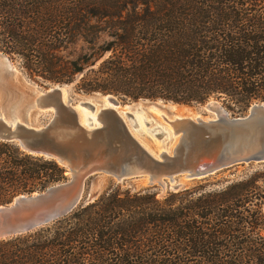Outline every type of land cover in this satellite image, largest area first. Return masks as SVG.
Returning a JSON list of instances; mask_svg holds the SVG:
<instances>
[{
  "label": "trees",
  "instance_id": "trees-1",
  "mask_svg": "<svg viewBox=\"0 0 264 264\" xmlns=\"http://www.w3.org/2000/svg\"><path fill=\"white\" fill-rule=\"evenodd\" d=\"M0 52L43 88L213 98L231 115L264 104V0H0ZM237 168L161 197L111 184L0 239V264H264V170L209 182ZM66 180L56 161L0 141V206Z\"/></svg>",
  "mask_w": 264,
  "mask_h": 264
},
{
  "label": "water",
  "instance_id": "water-1",
  "mask_svg": "<svg viewBox=\"0 0 264 264\" xmlns=\"http://www.w3.org/2000/svg\"><path fill=\"white\" fill-rule=\"evenodd\" d=\"M9 57L0 52V141L16 145L23 153L56 161L70 179L40 193L19 195L0 206V239L25 234L72 211L86 196L93 178L106 176L116 184L140 181L158 196L177 192L178 179L194 181L222 171L255 164L264 168V104H253L246 116L232 117L217 99L200 111L176 117L172 133H154L142 142L120 113L117 97H104L111 107L97 114V124H83L69 102L68 86L45 90L30 87L18 77ZM130 100V99H129ZM141 101H149L141 98ZM172 105L173 102L156 100ZM83 107L94 110L85 103ZM50 115L44 124L40 116ZM91 121V119H88Z\"/></svg>",
  "mask_w": 264,
  "mask_h": 264
},
{
  "label": "rangeland",
  "instance_id": "rangeland-1",
  "mask_svg": "<svg viewBox=\"0 0 264 264\" xmlns=\"http://www.w3.org/2000/svg\"><path fill=\"white\" fill-rule=\"evenodd\" d=\"M9 60H10V63L14 66V68L17 69L18 77L23 82H26V84L28 86L34 87V88H37L40 90L48 89V88L39 87L38 85L30 82V80L28 78H26V76L23 74L21 68L19 67V63L16 61L15 62L12 61L10 59V57H9ZM61 85H67L68 86L67 87L68 91H69L68 97H69V102L72 106L76 107L82 103H84V104L89 103V104L94 106L93 111H91L87 107L84 108L83 107L84 104H82V107L84 109H87L91 115L94 114L93 112L100 110L101 97L96 96L95 93L86 94L83 92H77L74 89V84H61ZM117 100L119 102V106H118L117 110L123 111V113L124 112L129 113L128 117L124 116V119L127 122V124L131 126V124L136 123V126L133 129V132L135 129L137 130V128H139L141 125V128L143 129L144 132L146 130V132H149V134L151 133L154 135V133L158 132L159 130L166 131V129H165V126H166L165 118L169 119L172 116V114H174V115L175 114L176 115H186V114L194 113L195 111H198V112L200 111V113L204 114L203 107H199V106L195 107L194 104L191 106L180 105V104L172 105V104L157 102L156 100H149L148 99L149 101H141V100L133 101V100H129V99H122L120 97H117ZM203 105H205V104H203ZM172 106H175V108ZM128 107H130V111H126V108H128ZM250 107L248 109H246L245 111L235 113L234 115H231L230 113L229 114L232 117H243V116H246L248 114ZM49 116L50 115H47V114L40 116L39 119L37 120L36 124L46 123L49 119ZM147 135H148V133H147ZM244 170H247L246 174H247V176H249L252 173L256 172V170H264V168H262L261 166H256L255 164H252L249 166H246V165L240 166L237 168V172L234 175L229 173V172H226L222 176L218 177L217 179L210 180L209 182L214 184L215 187H219L221 184H223L224 181L232 179L235 176H239L241 174V172ZM69 179H70V175L67 172V180H69ZM93 180L98 182L97 188L93 189L92 185H90L91 182H89L87 185V192L92 199L96 198L100 193H102L104 190H106L111 184H116L110 178H108L106 176H98V177L93 178ZM202 180H204V179H202ZM199 181H201V180L187 181V180L178 179V182L181 184L182 188L192 187V186L196 185L197 182H199ZM133 182L136 183V187L129 186L128 182L122 183L121 185H124L128 188H132L135 190L140 189V188H145L144 185L141 184V182L139 180L133 181ZM159 197H161V196H159ZM262 211L264 212V203L262 204ZM255 237L256 236L254 235L253 238H255Z\"/></svg>",
  "mask_w": 264,
  "mask_h": 264
},
{
  "label": "bare ground",
  "instance_id": "bare-ground-1",
  "mask_svg": "<svg viewBox=\"0 0 264 264\" xmlns=\"http://www.w3.org/2000/svg\"><path fill=\"white\" fill-rule=\"evenodd\" d=\"M100 101H101L100 110L103 109V108L111 107V104L108 103V101L104 97L103 98L101 97ZM82 104H84V103H82ZM82 104H79L78 106L75 107V109L78 111V113L80 115V119H81L82 123L83 124H88V123L91 122L92 125H96L97 124L96 117H97V114L99 113L100 110L99 111L97 110L96 112H93L94 114L91 115L88 112L87 109H84L85 107L84 108L82 107ZM172 107L175 108V106H172ZM116 109H118V107H116ZM126 111H130V107L126 108ZM119 112L123 113V111H119ZM124 113H126V112H124ZM181 116H183V115H176V114L174 115V114H172V116L169 119L165 118V122H166L165 129H166V131H164V132H166L168 135H171L173 121L176 119V117H181ZM89 118L91 119V121L88 120ZM159 131H162V130H159ZM145 132H146V130H145ZM145 132L141 128V125H140L139 128H137V130L136 129L134 130L135 136L138 139L140 138L139 140H141L142 142H144V143L149 142L148 138H150V140L154 141L153 134H151V133L149 134V132H146V133ZM147 133H148V135H147Z\"/></svg>",
  "mask_w": 264,
  "mask_h": 264
}]
</instances>
